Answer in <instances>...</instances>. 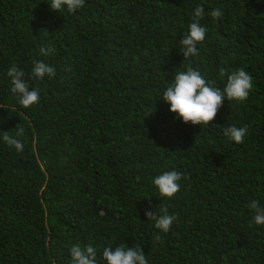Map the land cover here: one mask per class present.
I'll list each match as a JSON object with an SVG mask.
<instances>
[{
    "label": "trees",
    "instance_id": "1",
    "mask_svg": "<svg viewBox=\"0 0 264 264\" xmlns=\"http://www.w3.org/2000/svg\"><path fill=\"white\" fill-rule=\"evenodd\" d=\"M50 2L0 0V264H72L75 244L94 247L97 264L121 244L149 264H264V225L247 207L264 206V0H85L76 13ZM201 5L205 40L184 59ZM35 61L55 76H32ZM12 65L38 104L11 92ZM188 67L221 89L244 68L253 90L207 126L184 123L162 94ZM18 125L22 152L2 139ZM229 126L247 127L243 143ZM171 170L180 191L161 197L153 179ZM165 207L177 216L168 233L145 216Z\"/></svg>",
    "mask_w": 264,
    "mask_h": 264
},
{
    "label": "clouds",
    "instance_id": "2",
    "mask_svg": "<svg viewBox=\"0 0 264 264\" xmlns=\"http://www.w3.org/2000/svg\"><path fill=\"white\" fill-rule=\"evenodd\" d=\"M51 8L61 12L65 7L69 13H76L85 6V0H51ZM191 15L189 31L180 40L182 46L181 52L184 59L198 56V45L205 40L206 28L201 25L205 17L204 7L197 6ZM209 15L213 19H219L223 16L220 9L212 10ZM39 52L42 56H49L55 52L51 46L40 47ZM56 69L43 61H35L32 68V76L37 79H43L46 75L54 77ZM226 72L220 70V76L224 77ZM7 76L10 78L11 92L19 97V103L24 108H30L40 102L39 89H30L29 83L25 80V73L16 65H12L7 70ZM215 81H207L199 71L188 67L186 71L176 72L173 83L163 91L162 99L170 104V111L176 113L182 118L184 123L192 125L211 124L223 106L225 99L228 101L244 102L248 99L253 90V77L244 68L227 74L226 83L221 89L215 86ZM247 133V127L238 128L229 126L224 129V136L241 144ZM24 135V128L16 127L15 136L3 132V141L17 152H22L24 144L20 137ZM139 179V178H138ZM182 174L179 171H164L153 179L154 185L158 188L161 197L173 198L181 188L180 181ZM247 207L252 212V219L256 225H264V206L253 199ZM103 215V211L100 213ZM145 216L154 222V226L160 232L168 233L176 215L168 213L167 207L159 210L155 214L151 210L145 211ZM156 242H160V236L155 237ZM72 264H97V251L92 246L81 247L75 244L70 249ZM102 258L107 264H149L143 250L137 246H125L121 244L114 249L109 246L102 251Z\"/></svg>",
    "mask_w": 264,
    "mask_h": 264
}]
</instances>
